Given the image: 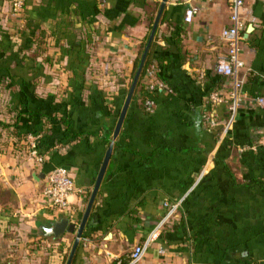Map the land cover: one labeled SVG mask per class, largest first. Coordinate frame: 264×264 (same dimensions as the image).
Returning <instances> with one entry per match:
<instances>
[{"label":"crops","instance_id":"1","mask_svg":"<svg viewBox=\"0 0 264 264\" xmlns=\"http://www.w3.org/2000/svg\"><path fill=\"white\" fill-rule=\"evenodd\" d=\"M11 1L0 0V264H67L76 235L44 229L65 217L80 225L110 146L71 264H128L163 202L181 199L138 264H264V0L242 10L245 98L227 133L232 86L216 66L229 0H169L156 33L163 70L145 79L146 98L135 91L116 138L162 0H24L20 13ZM220 89L228 104L210 101ZM56 167L75 184L66 210L43 195Z\"/></svg>","mask_w":264,"mask_h":264},{"label":"built area","instance_id":"2","mask_svg":"<svg viewBox=\"0 0 264 264\" xmlns=\"http://www.w3.org/2000/svg\"><path fill=\"white\" fill-rule=\"evenodd\" d=\"M245 2L246 0H229L231 9L230 26L225 28L222 32L223 40L228 47V54L226 57L220 58L216 66L217 73L226 77L230 81L229 83L232 86V100L228 104L224 97V92L221 89L212 92L209 96V99L213 104H228L229 118L226 124L225 133H227L232 127L240 101L245 98L241 92L242 83L240 79L241 70L244 68V62L241 59V45L245 28L242 22V10L245 6ZM24 5V0L11 1L12 11L14 13H20L23 10ZM195 12L196 10L194 8L186 12L187 22H191L193 20ZM152 74V72H148L147 77ZM255 101L260 107L264 108V97L256 98ZM36 139L37 138L32 136L29 137L31 143H33L31 155L37 163L42 164L45 162V158L39 153L37 146L34 144V141H32ZM74 192V180L67 169L63 167H56L47 175L43 195L49 208L59 210L68 209L70 207V198ZM183 202L184 199L175 202H163V206L167 210L166 215L159 222L158 226L149 234L146 242L143 245H138L134 248L130 255V262L128 264H138L144 258L147 247L159 238L161 229L165 226V224L172 218L178 216Z\"/></svg>","mask_w":264,"mask_h":264},{"label":"water","instance_id":"3","mask_svg":"<svg viewBox=\"0 0 264 264\" xmlns=\"http://www.w3.org/2000/svg\"><path fill=\"white\" fill-rule=\"evenodd\" d=\"M168 1L169 0H162V2H161V6H160L159 12L157 14V17L154 21V24H153V27H152V30H151V33H150V36L148 39L147 46H146L144 53L142 55L139 68H138V70L135 74V77L133 79L131 88H130L128 96H127L126 103H125L124 108L121 112L117 127L115 129L114 138H116L118 136L120 129L122 127V124L124 122L129 104H130V102L134 96L135 91H136L137 84H138L140 75L142 73V69L144 67V64H145L147 55L149 53L150 47L154 41L155 35L157 33V30H158V27H159V24H160V21L162 18V14L166 8V4ZM112 151H113V146H110V148L108 149V151L106 153L105 160L103 162V166H102V169L100 172V177H99L98 183L96 185V188L94 190V193L91 197V200L89 202V205H88L87 210H86V212L82 218L80 225H77V223L72 222L71 218L65 217V218H60L59 220L53 222L49 227L44 229L47 236H53L54 239H56V240H62L67 233L76 235L75 242H74V245H73V248H72V251H71V254H70V257L68 259L67 264L72 263L75 252H76L77 248L79 247L80 240L83 238L84 229L86 227V224H87V221H88L91 209H92V205L94 203V200L96 198V195H97V192L99 189V185H100L99 183H100L102 177L104 176V174L106 172V168H107L108 162L111 158Z\"/></svg>","mask_w":264,"mask_h":264},{"label":"trees","instance_id":"4","mask_svg":"<svg viewBox=\"0 0 264 264\" xmlns=\"http://www.w3.org/2000/svg\"><path fill=\"white\" fill-rule=\"evenodd\" d=\"M159 7H160V3L158 2L157 3V9H159ZM154 21H155V18L154 17L151 18L150 26H149V32H148L146 38L144 39V41L142 42L138 57L135 60L134 70H133V77H132L133 79H134L135 74H136V72H137V70L139 68L142 55H143L144 50H145V48L147 46L148 39H149L151 30H152ZM160 23H161V21H160ZM159 47L160 46L157 44V36L155 35L154 41H153V43H152V45L150 47L149 53L147 55V58H146V61H145V64H144V67L142 69V73L140 75L136 90L141 91L142 89L144 90L146 88L147 92H150L149 91L150 85H146V80H145V79H147L148 72H152L156 76H158L159 73L162 72V70H163V62L165 60V56H159V55L156 56L155 55V52L158 50ZM142 96H143V98H146L145 90L142 91ZM53 119L56 120L59 123H62V124L66 123V120L63 118V116L60 117V118H53ZM0 125H3V124L0 123ZM3 126L6 127V128L9 127V125L8 126L7 125H3ZM14 126H16V125L14 124ZM32 132L37 134V132H34V131H32ZM43 132H44V130H43ZM16 135L20 139V142H23V140H26V138L28 137V134H21L20 132H16ZM39 147H41V145ZM37 148H38V146H37Z\"/></svg>","mask_w":264,"mask_h":264}]
</instances>
